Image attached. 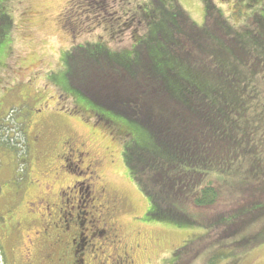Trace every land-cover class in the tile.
I'll return each mask as SVG.
<instances>
[{"label": "trees", "instance_id": "1", "mask_svg": "<svg viewBox=\"0 0 264 264\" xmlns=\"http://www.w3.org/2000/svg\"><path fill=\"white\" fill-rule=\"evenodd\" d=\"M129 1H67L62 13V25L67 27L62 28L70 31V37L75 38L74 30L83 26L101 27L107 37L99 34L70 54L71 84L65 96L84 97L126 119L135 116L151 146L138 144L128 164L138 169L135 175L141 179L150 213L158 220L204 228V234L190 241L202 245L195 257L209 251L215 258H233L264 239V194L260 195L264 191V17L255 11L248 33L230 25L226 33V25L211 19L210 12L204 25L197 27L176 2L168 0L170 5L166 2L160 13L148 11L156 15L167 11L175 21L151 26L133 11L122 18L114 10L117 3L128 7ZM153 1L157 5L162 0ZM204 3L207 10L213 5L209 0ZM127 32L130 46H109ZM92 48L98 52L85 53ZM86 67L136 84L139 92L132 99L143 100V105L128 98L104 101L84 90L79 77ZM93 109L83 110L94 116ZM97 116L113 130L109 125L115 120ZM130 125L118 127V134L130 133ZM141 130L139 142L145 143ZM228 188L232 195L224 197ZM240 189L254 195L245 193L247 199L241 202L235 195ZM188 244L175 251V262L187 252Z\"/></svg>", "mask_w": 264, "mask_h": 264}, {"label": "rangeland", "instance_id": "2", "mask_svg": "<svg viewBox=\"0 0 264 264\" xmlns=\"http://www.w3.org/2000/svg\"><path fill=\"white\" fill-rule=\"evenodd\" d=\"M67 1L0 0V264H3L2 252L4 253V245L6 246V241L3 240L8 228L11 227H8L9 222L3 212V205L9 203L10 207L13 205L14 202H11L10 198H17L16 194H20L27 185V179L35 184L38 179L46 180V173L52 178L47 169L51 167L60 170L61 160L56 151L62 140L68 141L70 138L77 149L84 152L83 157L95 161L94 165L103 181L101 185L107 186L109 191L119 198L115 228L123 247L132 249V264H264V239L250 249L240 250L233 258H215L209 251L195 257L194 254L202 245H191L190 241L204 234V228L158 220L150 213L151 206L142 190L141 179L135 175L138 169L128 164V159L133 156L134 148L138 144L148 143L151 146L145 128L142 129L133 115L126 119L123 115L105 110L98 106V103L81 95L79 96L85 100L81 98L69 100L65 96L64 92L71 84L70 54L78 46L95 41L99 34L107 37L103 29L97 26L92 28L83 26L74 30L75 38L70 37V31L62 28L67 27L65 24L62 25V13L66 10ZM148 1L130 0L128 7L117 3L114 10L122 18L133 11L141 15L142 22L151 26L165 20L175 21L167 11L161 12L162 15L148 11L153 9L154 12L158 10L160 13V9L166 7V2L170 5L168 0H162L157 5L153 0ZM173 1L197 27L204 25L205 18L210 12L211 19H218L226 25V33L229 32L227 25L248 33L251 14L255 11L264 17V0H209L213 5L208 10L204 0ZM172 24L177 26V23ZM181 26L185 30L188 29L185 23H181ZM213 26L211 28L215 32ZM156 29L152 28L153 33ZM217 34L224 37L223 34L218 32ZM245 37L248 35L245 34ZM131 42V35L127 32L120 39H116L114 44L109 43V46L128 47ZM94 51L98 52V48L86 50L85 53ZM117 58L119 57L115 56V60ZM133 58L136 62L137 55ZM84 69L87 72L84 76L80 74L79 77V80L84 81V90L104 101L111 97V101L117 103L118 98H128L143 105V100L132 99L139 92L136 84L122 80L114 73H100L89 67ZM83 109H93L95 117ZM96 114L115 120L109 125L114 127L113 130L106 128L104 118L99 119ZM41 121L45 126V132L43 131V136L38 137L40 139L37 143L34 139L39 136L38 123ZM117 121L118 123L114 124ZM126 125L132 126L130 133L118 134V127L125 128ZM140 130L145 143L139 142ZM78 170L71 168L63 173L61 182L66 185L74 180L79 184L83 183L81 193L77 195L83 204L86 200L85 185L88 181L77 177ZM231 189L228 188L224 192V197L232 195ZM245 193L247 194L246 190H237L235 193L237 200L241 198V202L245 201L247 199ZM262 194L264 191L260 193L261 196ZM247 195L251 197L254 194ZM19 206L16 205L10 214L7 213L11 219L17 214ZM218 207L221 208V205ZM84 211L89 215L86 206L81 207V215ZM256 227L257 225L249 231L255 230ZM187 243H189L187 252L175 262V251ZM209 249L211 248L207 250ZM107 253L115 255L117 251L112 248L111 251L108 249ZM105 256L106 252L102 250L99 262L104 261Z\"/></svg>", "mask_w": 264, "mask_h": 264}, {"label": "flooded vegetation", "instance_id": "3", "mask_svg": "<svg viewBox=\"0 0 264 264\" xmlns=\"http://www.w3.org/2000/svg\"><path fill=\"white\" fill-rule=\"evenodd\" d=\"M38 128L39 136L34 139L37 143L38 137L45 132L43 121L38 123ZM77 148L72 138L62 140L56 151L61 160V171L49 167L47 171L52 178L46 173V180L38 179L35 184L27 179V185L16 194L17 198H10L13 205H3L8 227L11 226L3 240L6 241L3 264L133 263L132 249L123 247L115 228L119 198L107 186L101 185L103 181L95 161L83 157L84 152ZM71 168L79 169L77 177L89 182L85 185L83 204L77 195L84 184L76 180L67 185L61 182L62 174ZM16 205L21 207L11 219L8 214ZM84 206L89 209V215L85 211L81 215ZM112 248L117 251L115 255L107 253ZM102 250L106 252L105 260L99 262Z\"/></svg>", "mask_w": 264, "mask_h": 264}]
</instances>
